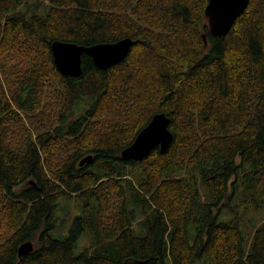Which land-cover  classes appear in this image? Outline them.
<instances>
[{
	"label": "trees",
	"instance_id": "16d2710c",
	"mask_svg": "<svg viewBox=\"0 0 264 264\" xmlns=\"http://www.w3.org/2000/svg\"><path fill=\"white\" fill-rule=\"evenodd\" d=\"M208 3L0 0V264H264V0L223 35ZM126 37L109 68L55 62ZM157 113L170 146L124 159Z\"/></svg>",
	"mask_w": 264,
	"mask_h": 264
},
{
	"label": "water",
	"instance_id": "95a60500",
	"mask_svg": "<svg viewBox=\"0 0 264 264\" xmlns=\"http://www.w3.org/2000/svg\"><path fill=\"white\" fill-rule=\"evenodd\" d=\"M248 2L249 0H209L205 12L209 19L211 33L213 35L227 33L238 16L245 10ZM204 39L207 45L206 36ZM134 42L131 37L93 45L56 40L52 44V49L59 70L66 75L79 76L83 71L82 56L84 53L91 55L98 67L109 68L125 59ZM169 124L170 118L166 113L155 114L134 142L122 151L123 158L126 160L143 159L157 146L165 151L174 138ZM92 158V155L84 157L80 165L91 162ZM33 249V241H26L19 247V256L23 257Z\"/></svg>",
	"mask_w": 264,
	"mask_h": 264
},
{
	"label": "rangeland",
	"instance_id": "374dc122",
	"mask_svg": "<svg viewBox=\"0 0 264 264\" xmlns=\"http://www.w3.org/2000/svg\"><path fill=\"white\" fill-rule=\"evenodd\" d=\"M66 202H68V201H64V202L62 203L61 208H63V209L60 210V213H61V214L64 213L65 210H66L67 208H70V209L72 210L74 207H76V206L73 205V204H69V207H65ZM251 208H255V209H252V210L249 212V214H248V218H249V223L251 224V223L253 222V227H254V224L257 223V222H259V221L262 219V217L264 216V215L262 214V212H263V210H264V207H263V208H257V207L253 204V205L251 206ZM76 215H77V214H76ZM76 215H73L72 217H74V216H76ZM60 226H65V227H66V226H70V223H69V222H67V223L64 222V223H61ZM251 226H252V224H251ZM62 230L65 232V229L62 228ZM86 242H87V235H86V234L80 235L79 238H78V243H77L78 247L76 248V252H79V251L81 250L80 248H82V247L86 244ZM79 247H80V248H79Z\"/></svg>",
	"mask_w": 264,
	"mask_h": 264
},
{
	"label": "bare ground",
	"instance_id": "6f19581e",
	"mask_svg": "<svg viewBox=\"0 0 264 264\" xmlns=\"http://www.w3.org/2000/svg\"><path fill=\"white\" fill-rule=\"evenodd\" d=\"M126 147V146H125Z\"/></svg>",
	"mask_w": 264,
	"mask_h": 264
}]
</instances>
